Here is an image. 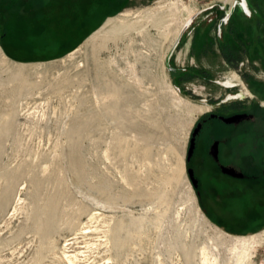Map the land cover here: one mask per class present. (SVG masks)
I'll use <instances>...</instances> for the list:
<instances>
[{
  "label": "rangeland",
  "instance_id": "obj_1",
  "mask_svg": "<svg viewBox=\"0 0 264 264\" xmlns=\"http://www.w3.org/2000/svg\"><path fill=\"white\" fill-rule=\"evenodd\" d=\"M48 1L0 0V264H231L221 231L264 233V213L214 225L187 154L199 118L264 101V0H115L5 50L9 16ZM191 15L179 42L158 26ZM255 242L245 264H264Z\"/></svg>",
  "mask_w": 264,
  "mask_h": 264
},
{
  "label": "flooded vegetation",
  "instance_id": "obj_2",
  "mask_svg": "<svg viewBox=\"0 0 264 264\" xmlns=\"http://www.w3.org/2000/svg\"><path fill=\"white\" fill-rule=\"evenodd\" d=\"M230 84L224 86L237 87ZM255 138L264 147V101L252 108L211 111L196 121L190 136L188 154L193 141L194 147L187 168L200 208L227 231H241L242 214L264 213V148H253Z\"/></svg>",
  "mask_w": 264,
  "mask_h": 264
},
{
  "label": "trees",
  "instance_id": "obj_3",
  "mask_svg": "<svg viewBox=\"0 0 264 264\" xmlns=\"http://www.w3.org/2000/svg\"><path fill=\"white\" fill-rule=\"evenodd\" d=\"M114 1L115 0H49L42 7L35 8L33 11L24 14V17L18 13L15 16L11 15L9 16L10 18L5 21L4 30L6 33L2 35L3 46L5 50L9 52V50H16L19 45L23 43H28L27 45L30 46L36 44L33 43L36 42L35 38H33V35L36 33L35 31L41 26L46 25L44 23L40 24V22L44 21L46 23L55 19H52L51 16L48 17L49 14L53 15V17H58L59 19H63L65 16L70 17L68 23L69 30L61 35L62 38L67 37L70 33L79 31L89 18L91 19L96 15L99 16L103 13L102 10L108 8L110 6L109 4ZM57 9L61 11V14L57 13ZM20 17L22 18L21 20L18 19ZM7 34L9 36L15 34L13 38H11L12 46H9L6 43ZM20 36L23 37L24 41L20 39Z\"/></svg>",
  "mask_w": 264,
  "mask_h": 264
},
{
  "label": "bare ground",
  "instance_id": "obj_4",
  "mask_svg": "<svg viewBox=\"0 0 264 264\" xmlns=\"http://www.w3.org/2000/svg\"><path fill=\"white\" fill-rule=\"evenodd\" d=\"M247 4V3H246ZM237 3H234V7H232V10H235L234 8L236 7ZM247 10L248 6L246 5ZM194 21L193 15H191L189 17V19L187 21H184L182 26L181 24L179 26H177V20L175 19H170V20H161L158 24L159 28H161L163 30L164 33H169L170 29L172 28V26L174 25V29H177V31L175 32L177 34V42H179V40L181 39V37L183 36V34L185 32H187V30L189 29V27L192 25ZM180 23V22H178ZM0 59L3 62H7L8 58L2 53V51H0ZM230 82V81H229ZM235 85V84H234ZM234 87V86H233ZM202 214V212H201ZM203 216V214H202ZM209 226L211 225L210 223H208ZM216 230L215 232H218L217 230H219L217 227H215ZM222 232V236L224 239V243H226L227 245H229L231 247V264H245L246 262L248 263L251 262L252 259V251L251 249H253V246L256 244L255 240L257 242H261L264 241V233H259L256 235H252L249 237H234L232 235H228L227 233L225 234L223 231ZM225 235V236H224ZM227 235V236H226ZM211 242V241H210ZM212 244L208 245L206 244L205 247L201 248V253L204 256V261L206 263H208L210 260H216L214 259H210L209 257V251H210V246ZM214 247V246H213Z\"/></svg>",
  "mask_w": 264,
  "mask_h": 264
},
{
  "label": "water",
  "instance_id": "obj_5",
  "mask_svg": "<svg viewBox=\"0 0 264 264\" xmlns=\"http://www.w3.org/2000/svg\"><path fill=\"white\" fill-rule=\"evenodd\" d=\"M233 118H235V117L226 118L225 120H226L227 122H231V121H233ZM193 147H194V141L192 142L191 147H190V149H189V154H188V158H189V159H190V157H191V155H192ZM189 173H190L191 176L193 175L192 170H190Z\"/></svg>",
  "mask_w": 264,
  "mask_h": 264
},
{
  "label": "built area",
  "instance_id": "obj_6",
  "mask_svg": "<svg viewBox=\"0 0 264 264\" xmlns=\"http://www.w3.org/2000/svg\"><path fill=\"white\" fill-rule=\"evenodd\" d=\"M237 1H238V2H241V1H243V3H244L246 0H236L235 4H236V3H238ZM229 12H230V13H229V15H230V14L233 12V10H232V9H230V11H229Z\"/></svg>",
  "mask_w": 264,
  "mask_h": 264
}]
</instances>
